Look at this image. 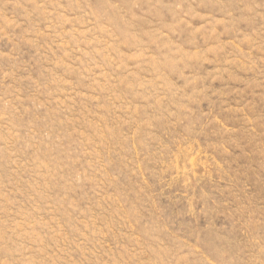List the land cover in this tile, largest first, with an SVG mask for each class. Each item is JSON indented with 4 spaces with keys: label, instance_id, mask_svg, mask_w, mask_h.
<instances>
[{
    "label": "rangeland",
    "instance_id": "rangeland-1",
    "mask_svg": "<svg viewBox=\"0 0 264 264\" xmlns=\"http://www.w3.org/2000/svg\"><path fill=\"white\" fill-rule=\"evenodd\" d=\"M0 264H264V0H0Z\"/></svg>",
    "mask_w": 264,
    "mask_h": 264
}]
</instances>
